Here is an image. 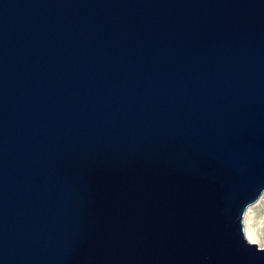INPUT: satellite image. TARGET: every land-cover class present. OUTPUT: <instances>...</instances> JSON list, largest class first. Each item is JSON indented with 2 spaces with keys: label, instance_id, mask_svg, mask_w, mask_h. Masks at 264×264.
Returning <instances> with one entry per match:
<instances>
[{
  "label": "water",
  "instance_id": "water-1",
  "mask_svg": "<svg viewBox=\"0 0 264 264\" xmlns=\"http://www.w3.org/2000/svg\"><path fill=\"white\" fill-rule=\"evenodd\" d=\"M264 0H0V264H264Z\"/></svg>",
  "mask_w": 264,
  "mask_h": 264
},
{
  "label": "rangeland",
  "instance_id": "rangeland-1",
  "mask_svg": "<svg viewBox=\"0 0 264 264\" xmlns=\"http://www.w3.org/2000/svg\"><path fill=\"white\" fill-rule=\"evenodd\" d=\"M264 195V194H263ZM251 205L248 209H251L247 218H244V225L246 221L247 227L251 233L257 237L259 247H264V196ZM247 213V211H246Z\"/></svg>",
  "mask_w": 264,
  "mask_h": 264
},
{
  "label": "bare ground",
  "instance_id": "bare-ground-1",
  "mask_svg": "<svg viewBox=\"0 0 264 264\" xmlns=\"http://www.w3.org/2000/svg\"><path fill=\"white\" fill-rule=\"evenodd\" d=\"M263 194H264V193H263ZM263 196H264V195H263ZM250 210H251V209H247V213L245 214V218H247L248 213L250 212ZM245 232H246V237H247V239H248L251 243H257V242H258L257 237H255V236L251 233L250 229L247 227V225H246V221H245Z\"/></svg>",
  "mask_w": 264,
  "mask_h": 264
}]
</instances>
